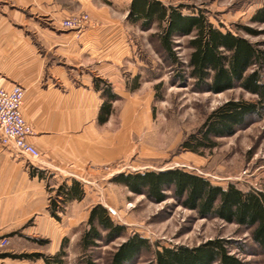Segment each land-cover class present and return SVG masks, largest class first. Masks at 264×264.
<instances>
[{"label": "rangeland", "instance_id": "obj_1", "mask_svg": "<svg viewBox=\"0 0 264 264\" xmlns=\"http://www.w3.org/2000/svg\"><path fill=\"white\" fill-rule=\"evenodd\" d=\"M163 1L166 4L188 5L184 8V12L188 13L202 10L212 24L223 30L231 29L264 47V23L253 20L258 9L264 5V0ZM120 6L121 9L124 8V4ZM245 26L259 34H248ZM137 28L138 47L133 57L140 61V88L134 91L130 89L133 84L132 76L126 88L114 86L124 94V97L117 99L113 118L120 144L119 161L113 170L109 164L92 167L94 171L90 181L86 183L81 180L86 186L83 202L67 206L65 213L61 214V220L52 216L59 222V231L53 232L51 226L48 227L47 220H52L49 214L46 215L47 218L45 216L40 219L41 226L32 218L11 233L14 238L18 235L16 239L21 237L20 244H25L26 249L17 251L10 244L0 248V254L52 250L55 248V241L65 234L69 238L67 261L69 264H80L82 251L79 241L87 227L90 209L97 203H105L110 215L118 223L125 224L129 234L139 232L149 237L154 244L152 251L143 253L133 264H153L157 243L168 247H192L208 239L220 237L231 241V253L247 264H264V253L252 239L250 229L222 219L201 218L195 211L184 208L172 197L158 203L112 181L120 172L160 171L182 167L207 176L215 184L226 187L229 183H236L244 191L254 189L264 193V115L254 118L235 134L219 138L218 146L211 151L206 149L199 154L182 147L184 140L201 128L206 117L217 106L231 98L257 100L258 97L241 88L215 93L199 91L189 77L178 82L175 78V67L167 60L160 42L154 37L158 28ZM188 39L189 37L176 39L178 56L185 63L190 52ZM57 187V181L52 179L43 188L45 210L49 209L50 197L56 196ZM42 214L44 216L45 213ZM47 229L50 231L46 233ZM38 239L46 242L41 244ZM125 239L121 237L111 244L98 247L95 255L99 264H109L111 252ZM40 262L42 260L0 257V264H41Z\"/></svg>", "mask_w": 264, "mask_h": 264}, {"label": "crops", "instance_id": "obj_2", "mask_svg": "<svg viewBox=\"0 0 264 264\" xmlns=\"http://www.w3.org/2000/svg\"><path fill=\"white\" fill-rule=\"evenodd\" d=\"M132 1L0 0V88H24L22 113L34 127L30 141L41 152L38 159H28L0 142V240L9 237L8 245L17 251L26 245L11 233L32 218L41 226L40 219L49 214L48 227L59 231V222L44 209L46 184L74 178L88 183L93 166L109 164L113 170L120 159L113 125L119 99L110 120L100 125L104 98L95 80L104 79L123 96L114 86L126 88L130 76L141 75L140 61L133 57L139 26L129 19ZM83 12L91 15L84 29L63 26ZM40 170L46 171L44 178ZM66 237L41 251H59Z\"/></svg>", "mask_w": 264, "mask_h": 264}, {"label": "trees", "instance_id": "obj_3", "mask_svg": "<svg viewBox=\"0 0 264 264\" xmlns=\"http://www.w3.org/2000/svg\"><path fill=\"white\" fill-rule=\"evenodd\" d=\"M188 5L166 4L162 0H133L129 19L144 30L158 28L154 37L170 64L175 67L178 82L186 77L193 80L196 89L210 92H225L233 88L245 89L257 100L231 98L217 106L206 117L201 128L188 136L182 147L187 151L202 154L203 150L215 149L221 137L231 136L264 115V47L259 42L233 32L231 29L212 24L205 12H184ZM254 22L264 23V5L253 17ZM244 29L250 35L259 34L251 27ZM189 37L190 49L185 63L178 56L176 39ZM264 46V44H263ZM140 75L133 78L132 91L140 88ZM95 87L102 90L104 102L98 114V123L105 124L114 111L115 100L120 95L104 79H96ZM46 171L40 170L44 178ZM131 192L142 194L161 203L174 198L201 218H217L236 223L251 230L252 239L264 253V193L254 189L244 191L236 183L228 186L213 183L210 178L182 167L144 172H120L113 179ZM86 189L81 180L66 179L60 183L56 196L50 197L49 210L61 220L69 202L82 200ZM87 227L83 230L80 264H99L95 250L111 244L121 237L122 241L110 254L109 264H133L143 253L153 250L150 238L139 232L129 234L127 226L118 223L108 207L97 203L91 207ZM41 244L46 241L38 239ZM231 241L223 237L208 239L195 245L161 246L157 243L153 264H247L231 253ZM69 238H64L59 251L53 254L42 252L1 253L0 257L42 259L45 264H69L67 261ZM161 246V248H160Z\"/></svg>", "mask_w": 264, "mask_h": 264}, {"label": "built area", "instance_id": "obj_4", "mask_svg": "<svg viewBox=\"0 0 264 264\" xmlns=\"http://www.w3.org/2000/svg\"><path fill=\"white\" fill-rule=\"evenodd\" d=\"M91 22V16L83 12L71 15L63 21L66 28L84 29ZM25 90L16 84L11 89L0 88V142L5 146L18 151L28 159H38L41 152L30 136L34 135L33 125L24 118L22 108L24 106ZM10 243L9 237L0 240V248H5Z\"/></svg>", "mask_w": 264, "mask_h": 264}]
</instances>
